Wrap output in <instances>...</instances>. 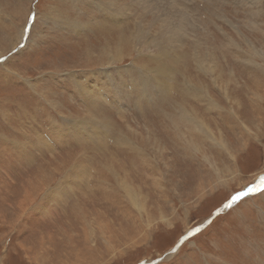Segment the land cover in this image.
Wrapping results in <instances>:
<instances>
[{"label": "rangeland", "instance_id": "rangeland-1", "mask_svg": "<svg viewBox=\"0 0 264 264\" xmlns=\"http://www.w3.org/2000/svg\"><path fill=\"white\" fill-rule=\"evenodd\" d=\"M171 3L167 17L141 4L103 28L37 40L22 28L40 0H0V74L11 82L0 91V264H176L175 240L264 174L258 13L244 0ZM166 21L180 37L163 33ZM82 140L88 187L71 185L65 218L60 199L51 215L30 214L66 169L82 176ZM212 220L182 246L183 264H233L252 243L233 210Z\"/></svg>", "mask_w": 264, "mask_h": 264}, {"label": "snow or ice", "instance_id": "snow-or-ice-1", "mask_svg": "<svg viewBox=\"0 0 264 264\" xmlns=\"http://www.w3.org/2000/svg\"><path fill=\"white\" fill-rule=\"evenodd\" d=\"M246 6L258 13V22L264 27V0H244ZM41 6L36 13L26 18L25 24L32 27H23L22 36L29 38L30 32H35V37L39 40L44 29H50L52 33L61 31H71L79 29H100L104 27L103 21L111 16L126 15L128 10L141 6V0H40ZM239 7V0H208L209 7ZM155 6L160 10L161 14H167L168 10L174 5L171 0H156ZM256 19L254 15L252 17ZM42 27L37 30L36 24ZM21 48L25 45L21 44ZM6 58L0 56V62ZM10 81L0 74V91L6 86H10ZM125 87H127L125 85ZM140 87H147L143 81ZM135 91V88H134ZM18 99L23 100L22 94H18ZM34 134V129L32 130ZM18 140L24 143L25 147L29 145L39 148L41 145L35 139H29V135L25 133H17ZM84 149L83 158L77 167L86 166L87 160V144L81 141ZM77 180V173L71 167L66 169L62 174L57 176L55 180L41 193L38 194L28 212L34 216H42L45 214L51 203L64 197L70 186ZM256 200H247L246 198L257 196ZM226 210H233L236 216L237 230L242 233L247 240H251V244H246L239 252V258L233 264H264V174L259 175L253 182L249 183L241 190L230 194L226 201L212 213L213 217L220 216ZM213 223L212 219L206 221V224L191 228L185 235H182L179 242L171 248V254L178 257L176 264H183V258L179 256L182 246L197 236L206 225ZM259 225L260 233L257 237L256 226ZM259 241L256 243V241ZM226 243H231L226 241ZM168 255V254H166ZM139 264H146L145 260H140ZM149 264H155L150 261ZM199 264H209L204 259Z\"/></svg>", "mask_w": 264, "mask_h": 264}, {"label": "crops", "instance_id": "crops-1", "mask_svg": "<svg viewBox=\"0 0 264 264\" xmlns=\"http://www.w3.org/2000/svg\"><path fill=\"white\" fill-rule=\"evenodd\" d=\"M105 135H107L106 133H105ZM86 167L87 168H85L84 166L81 168V170H82V173H80L82 176H80V175H77V178H80L81 179V181L83 182L82 184L83 185H87V187H88V185H89V181H91V179H92V175H90V172H88L87 170H88V168H89V164H87L86 165ZM87 171V172H86ZM98 173V172H97ZM87 174H88V176H87ZM95 180H98V181H103V180H105V175H102V174H99V179H98V175H97V178L95 179ZM127 182V181H126ZM81 182H79V183H77L78 184V186L79 185H81L80 184ZM73 187V186H72ZM122 187V186H121ZM123 188V187H122ZM72 191V188H71V186H70V188H69V190L67 191L68 193H66L65 194V196L64 197H66L67 198V196H68V194L69 195H72V193H71V191ZM78 197V196H77ZM64 198L62 197V198H60V201H57L56 202V206H58L57 207V213H58V215H60V209H64V211H63V213H64V216L62 217V218H65V216H66V212L67 211H65L66 209H67V203H64ZM47 214L46 215H51L52 213L50 212V208L48 209V211L46 212ZM49 213V214H48ZM43 215H45V214H43ZM61 218V217H60ZM56 219V218H55ZM57 219H59V218H57ZM68 219H71V218H66V219H64L65 221H67ZM60 220V219H59Z\"/></svg>", "mask_w": 264, "mask_h": 264}, {"label": "bare ground", "instance_id": "bare-ground-1", "mask_svg": "<svg viewBox=\"0 0 264 264\" xmlns=\"http://www.w3.org/2000/svg\"><path fill=\"white\" fill-rule=\"evenodd\" d=\"M141 4H144V6L146 8H156L154 5L156 4V0H141ZM139 8V7H138ZM143 11V10H142ZM141 11V12H142ZM155 14H156V17L158 16L157 14V11L155 10ZM170 15V12H167V14H159L160 17H167ZM175 15L176 16H179L181 18H184L183 15L181 14V12H175ZM153 22V21H151ZM164 27H161V29L163 30V33H167V35H169L168 37L171 38V37H180L181 35H178L176 32L173 31V26L169 23V22H164ZM162 34V32H161ZM163 36V35H162ZM165 36V35H164ZM179 40V39H178ZM156 68V67H155ZM158 82V81H157ZM99 136V135H98ZM105 136V135H104ZM102 137V136H101ZM58 163V162H57ZM103 173V172H102ZM120 185L124 188V189H128L129 190V187L128 185L123 181V182H120ZM26 190V189H25ZM26 200V199H25ZM21 201V200H20ZM26 202V201H25ZM22 204V203H21ZM26 205V204H25ZM22 206V205H21ZM24 209V208H23ZM30 249V248H29Z\"/></svg>", "mask_w": 264, "mask_h": 264}, {"label": "water", "instance_id": "water-1", "mask_svg": "<svg viewBox=\"0 0 264 264\" xmlns=\"http://www.w3.org/2000/svg\"><path fill=\"white\" fill-rule=\"evenodd\" d=\"M220 207H221V206H220ZM214 212H215V211H214ZM212 218H214V217H213L212 214H211V215H210V216H209V217H208L203 223H201V224H206V221L209 220V219H212ZM201 224H200V225H201ZM198 226H199V225H198ZM185 234H186V233H185ZM185 234H184V235H185ZM179 239H180V237H179ZM179 239L177 240L176 243L179 242ZM176 243H175V244H176ZM175 244H174V245H175ZM170 253H171V249H170L169 252L166 253V254H170ZM138 264H139V263H138Z\"/></svg>", "mask_w": 264, "mask_h": 264}, {"label": "trees", "instance_id": "trees-1", "mask_svg": "<svg viewBox=\"0 0 264 264\" xmlns=\"http://www.w3.org/2000/svg\"><path fill=\"white\" fill-rule=\"evenodd\" d=\"M217 208H218V207H217ZM217 208H216V209H217ZM178 239H179V238H178ZM178 239H176L174 243H176ZM173 245H174V244H173ZM173 245H172V246H173ZM171 248H172V247H171Z\"/></svg>", "mask_w": 264, "mask_h": 264}]
</instances>
